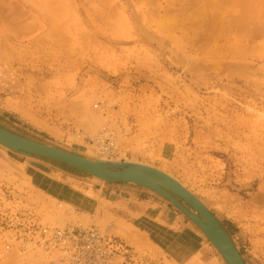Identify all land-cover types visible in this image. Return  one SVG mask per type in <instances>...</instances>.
<instances>
[{
    "label": "rangeland",
    "instance_id": "1",
    "mask_svg": "<svg viewBox=\"0 0 264 264\" xmlns=\"http://www.w3.org/2000/svg\"><path fill=\"white\" fill-rule=\"evenodd\" d=\"M210 2L0 0V126L89 159L163 169L246 264H264V0L240 24L245 2L225 4L224 20ZM102 184L0 146V199L14 210L109 233L131 264H225L167 201L144 190L170 217L129 224L98 195ZM5 236L0 264H55L56 253L21 254Z\"/></svg>",
    "mask_w": 264,
    "mask_h": 264
},
{
    "label": "water",
    "instance_id": "2",
    "mask_svg": "<svg viewBox=\"0 0 264 264\" xmlns=\"http://www.w3.org/2000/svg\"><path fill=\"white\" fill-rule=\"evenodd\" d=\"M0 146L15 154L74 169L91 179L149 191L170 203L209 240L226 264H246L228 232L213 214L174 178L141 163L89 159L35 142L0 127Z\"/></svg>",
    "mask_w": 264,
    "mask_h": 264
},
{
    "label": "built area",
    "instance_id": "3",
    "mask_svg": "<svg viewBox=\"0 0 264 264\" xmlns=\"http://www.w3.org/2000/svg\"><path fill=\"white\" fill-rule=\"evenodd\" d=\"M0 233L6 247L19 253H56L55 264H131L129 247L95 227H52L39 222L28 210H14L0 199ZM15 244V245H12Z\"/></svg>",
    "mask_w": 264,
    "mask_h": 264
},
{
    "label": "crops",
    "instance_id": "4",
    "mask_svg": "<svg viewBox=\"0 0 264 264\" xmlns=\"http://www.w3.org/2000/svg\"><path fill=\"white\" fill-rule=\"evenodd\" d=\"M241 10V14L246 12L243 5ZM143 192L144 190L132 186L106 183L100 186L98 195L104 199L105 203L114 208L118 218H128L129 224L133 222L131 221L133 219H136L139 224L144 219H149L153 222L160 220L165 223L164 220H168L167 218L170 217L171 211L168 208V210H165V206L154 202L153 199L141 198L140 196ZM120 214L122 215L121 217H119ZM173 223L177 224L176 222Z\"/></svg>",
    "mask_w": 264,
    "mask_h": 264
},
{
    "label": "bare ground",
    "instance_id": "5",
    "mask_svg": "<svg viewBox=\"0 0 264 264\" xmlns=\"http://www.w3.org/2000/svg\"><path fill=\"white\" fill-rule=\"evenodd\" d=\"M211 2H210V7L212 6L213 8H212V14H213V16H218V15H220L221 17H220V19H222V20H224V18H225V16H226V14L229 16V15H231V14H233V13H231V12H233L231 9H229V8H227V7H225L226 5L225 4H228V6H234L235 4H240L241 3V1L240 0H226V1H222V2H219L218 3V0H210ZM232 2V4H230ZM245 2V3H244ZM244 2H242V3H244L243 4V7H244V9H246V8H248L249 7V5H250V2H253V0H250L249 2H248V0H245ZM237 5V6H238ZM236 6V5H235ZM236 6V7H237ZM206 8L207 7H204L202 10H200L199 12H200V14H205L206 13ZM237 8H239V6L237 7ZM234 10H235V8H234ZM247 10V9H246ZM236 12H237V20H238V23L240 24V10L238 11V10H235ZM42 15H44V13L42 14ZM45 16V15H44ZM195 18H196V16H195ZM1 127V126H0ZM1 128H3V127H1ZM4 129V128H3ZM6 130V129H5ZM8 131V130H7ZM10 132V131H9ZM12 133V132H11ZM14 134V133H13ZM17 135V134H16ZM19 136V135H18ZM22 137V136H21ZM36 142V141H35ZM50 146V145H49ZM2 147V146H1ZM55 147V146H54ZM4 148V147H3ZM6 149V148H5ZM113 161V160H112ZM127 162V161H126ZM128 162H130V161H128ZM133 163H136V162H133ZM142 164V163H141ZM146 165V164H145ZM147 166H149V165H147ZM151 167V166H150ZM160 170V169H159ZM160 171H162V172H164V170L162 169V170H160ZM165 173V172H164ZM167 175H169V174H167ZM170 177H171V175H169ZM173 178V177H172ZM95 179V178H94ZM177 181V180H176ZM178 182V181H177ZM179 184H180V182H178ZM183 188H184V186L182 185V184H180ZM186 189V188H185ZM190 192V191H189ZM191 193V192H190ZM192 194V193H191ZM193 195V194H192ZM195 196V195H194ZM196 197V196H195ZM201 201V200H200ZM202 203V202H201ZM203 204V203H202ZM204 205V204H203ZM205 206V205H204ZM206 207V206H205ZM207 208V207H206ZM208 209V208H207ZM209 210V209H208ZM210 211V210H209ZM211 212V211H210ZM212 213V212H211ZM213 214V213H212ZM213 216L215 217V215L213 214ZM216 218V217H215ZM217 219V218H216ZM218 220V219H217ZM219 221V220H218ZM229 235V234H228ZM205 237V236H204ZM230 237V236H229ZM206 238V237H205ZM207 239V238H206ZM230 239H231V237H230ZM232 240V239H231ZM208 242H209V240H207ZM232 242H233V240H232ZM210 243V242H209ZM234 243V242H233ZM211 244V243H210ZM212 245V244H211ZM213 246V245H212ZM221 257V256H220ZM223 260V259H222ZM224 262V261H223ZM225 263V262H224ZM226 264V263H225Z\"/></svg>",
    "mask_w": 264,
    "mask_h": 264
}]
</instances>
